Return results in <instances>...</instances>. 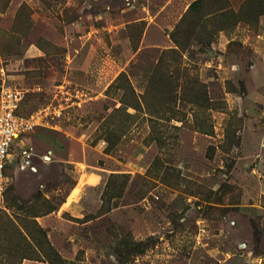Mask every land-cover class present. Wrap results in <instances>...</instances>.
Wrapping results in <instances>:
<instances>
[{
    "label": "rangeland",
    "instance_id": "374dc122",
    "mask_svg": "<svg viewBox=\"0 0 264 264\" xmlns=\"http://www.w3.org/2000/svg\"><path fill=\"white\" fill-rule=\"evenodd\" d=\"M192 1L0 0V89L38 122L0 213L48 200L35 220L65 264H264V0L180 20ZM159 57L183 98L156 81L148 116Z\"/></svg>",
    "mask_w": 264,
    "mask_h": 264
},
{
    "label": "trees",
    "instance_id": "16d2710c",
    "mask_svg": "<svg viewBox=\"0 0 264 264\" xmlns=\"http://www.w3.org/2000/svg\"><path fill=\"white\" fill-rule=\"evenodd\" d=\"M207 0H194L188 6L180 20H182L187 14H195L199 19H206L207 17H213L219 15L225 10V7H214L210 11L201 14L200 10L202 5ZM214 1V0H213ZM213 2V5H215ZM198 19V20H199ZM209 34V33H208ZM171 42L180 48V44L176 37L172 34L169 35ZM171 54L176 58H179V53L174 49H169L166 52H161V55ZM178 54V55H177ZM175 61V59H173ZM162 65V59L160 57L157 60V67L159 70L151 73L144 95L141 96V102L145 105L146 113L148 116L155 114L150 111V105L147 104L148 92L152 84L159 81L158 84L166 97L165 104L169 105L175 100V89L179 88V93L182 92L184 82L177 86L174 82L172 73H168L164 68L160 69ZM162 68V67H161ZM175 72L179 74V69L176 67ZM125 78L124 74H120L116 80ZM124 88L128 90L132 95L133 91L129 86V83L124 79ZM161 83V84H160ZM152 92V91H151ZM181 94L179 96L181 97ZM183 97H181L182 99ZM124 104L123 102H120ZM134 110H139L140 105L136 99V103L129 105ZM109 143V142H108ZM112 145L106 149L108 152ZM7 202L5 209L10 213H0V264H21L23 260L32 261H45L48 264H65L57 252L50 246L46 239V234L43 229L36 223V218L47 215L55 210V207L46 199L41 198L39 195L33 202L18 203L12 199L5 200ZM141 252V251H140Z\"/></svg>",
    "mask_w": 264,
    "mask_h": 264
},
{
    "label": "built area",
    "instance_id": "2783aa9c",
    "mask_svg": "<svg viewBox=\"0 0 264 264\" xmlns=\"http://www.w3.org/2000/svg\"><path fill=\"white\" fill-rule=\"evenodd\" d=\"M20 100L19 92L0 89V200L9 180L5 170L10 148L17 139L32 131L38 123L35 115L18 114Z\"/></svg>",
    "mask_w": 264,
    "mask_h": 264
}]
</instances>
